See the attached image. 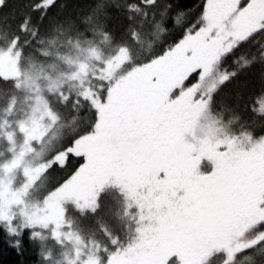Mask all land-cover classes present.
<instances>
[{"label":"rangeland","instance_id":"obj_1","mask_svg":"<svg viewBox=\"0 0 264 264\" xmlns=\"http://www.w3.org/2000/svg\"><path fill=\"white\" fill-rule=\"evenodd\" d=\"M203 18L200 30L146 65L128 69L134 59L118 53L107 65L105 94L98 92L103 77L80 60L78 46H63L55 64L43 61L27 75L37 99L50 97V106L91 86L82 97L97 107V117L93 132L44 162L38 156L47 148L40 155L37 140L24 141L21 129L5 122L15 100L0 108V225L10 241L17 244L26 231L41 264H207L217 254L223 264L264 238V230L253 231L264 222V134L256 123L264 101L250 113L240 109L244 87L222 90L230 74L219 69L228 51L264 25V0H206ZM85 23L95 32L102 27L90 20L75 25ZM10 55L2 74H14ZM195 71L197 82L182 90ZM30 89L16 96L23 106H30ZM53 127L49 138L60 145L62 128ZM53 127L41 129L48 135ZM68 154L84 163L55 190L39 192L47 167ZM101 194L121 198L132 228L120 227L117 203L85 227L82 218ZM122 229L127 241L119 243L111 231Z\"/></svg>","mask_w":264,"mask_h":264},{"label":"trees","instance_id":"obj_2","mask_svg":"<svg viewBox=\"0 0 264 264\" xmlns=\"http://www.w3.org/2000/svg\"><path fill=\"white\" fill-rule=\"evenodd\" d=\"M2 0L0 4V108L1 113L14 102L11 109L9 126L21 129L24 141L37 140L42 148L38 156L40 161L54 159L59 153L65 152L75 140L93 132L97 117V107L85 97L83 92L93 93L91 86L76 87L71 97L63 102L55 98L51 104L50 97L40 99L30 89L27 75L36 70L37 66L49 60L55 64L57 57L65 55L62 47L78 46L83 50V63L95 65V77L101 79L98 92L108 88L106 73L109 60L119 54L134 59L127 61L130 66L146 65L157 57L163 56L167 49L180 43L187 34L202 28L206 0ZM103 11V14H102ZM97 22L92 18H97ZM146 14V16H144ZM80 20L98 23V31H93L94 24L83 27L75 25ZM143 45V46H142ZM11 54L16 58L14 74H2L6 69L4 56ZM119 56V55H118ZM99 59V60H98ZM18 62V65H17ZM221 71L230 74V78L220 87L226 92L234 88L240 91L242 108L251 112L264 101V25L250 33L221 59ZM55 71V70H51ZM47 71L53 75V72ZM7 72V71H6ZM5 72V73H6ZM197 72H191L184 80L181 89L187 90L197 82ZM100 80V79H99ZM264 87V85H263ZM103 88V89H102ZM29 92L25 101L30 106H23L16 96L21 90ZM225 92V93H226ZM101 100L104 97H100ZM35 101L36 105H34ZM60 105L62 107H57ZM16 109V115H15ZM4 115V114H2ZM253 117V118H252ZM249 118L256 119L254 116ZM251 121V119H250ZM1 122V121H0ZM263 123L260 135L264 134V113L258 116L256 123ZM254 123V125H256ZM56 124L62 128L61 138L65 141L57 145L50 135ZM53 127L51 132H42V126ZM253 125V126H254ZM253 126L251 128H253ZM37 158V157H36ZM42 158V159H41ZM38 163V162H37ZM84 163L82 157L68 154L61 164L53 163L39 179L37 189L43 194L55 190L69 179ZM202 171V170H201ZM114 199L99 197V206L89 215L83 216L85 227H92L102 211L114 208V215L122 228L130 222L124 217L121 198L112 194ZM105 200V201H104ZM104 208L102 209V207ZM108 215H106L107 217ZM132 228V226L130 225ZM124 229V228H123ZM120 233L111 231L116 242L124 243ZM87 230V231H88ZM264 230V222L253 231ZM92 231V229H91ZM24 231L14 244L9 240L6 230L0 225V264H41L35 244ZM106 238V237H105ZM103 238V239H105ZM41 262V263H40ZM222 254L212 257L207 264H221ZM223 264H264V238L259 239L240 251L237 257Z\"/></svg>","mask_w":264,"mask_h":264}]
</instances>
